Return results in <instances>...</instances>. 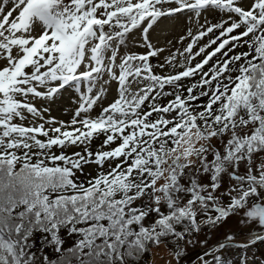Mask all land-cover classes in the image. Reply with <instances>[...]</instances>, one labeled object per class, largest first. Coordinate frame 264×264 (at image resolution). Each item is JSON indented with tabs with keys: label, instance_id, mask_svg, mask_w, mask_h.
Instances as JSON below:
<instances>
[{
	"label": "snow or ice",
	"instance_id": "6c2138e0",
	"mask_svg": "<svg viewBox=\"0 0 264 264\" xmlns=\"http://www.w3.org/2000/svg\"><path fill=\"white\" fill-rule=\"evenodd\" d=\"M256 3L248 11L264 16V0L259 8ZM27 4L0 0V19L19 22ZM87 16V0L84 7L74 0H54L46 12L38 10L25 25L26 35L33 33L29 46L47 39L33 60L47 68L63 67L61 60L74 63L82 51L91 49L89 56L98 51L93 44L115 25L109 21L89 28ZM77 18L78 26L73 23ZM58 22L69 26L58 31ZM184 39L191 43L187 34L180 42ZM65 41L67 51L62 50ZM249 48L227 58L236 61L235 69L228 62L219 78L211 72L204 77L214 85L212 91L201 85L207 103L200 105L197 127L204 131L211 125V134L205 135L219 144L201 149L195 168L173 165L179 175L173 172L170 185L159 193L158 157L165 145L175 147L192 123L178 126L175 118L167 119L173 100L161 105L160 116L139 137L140 145L129 140L123 151L118 150L127 129L119 136L101 132L103 140L95 148L92 133L83 144L57 140L30 150L18 147L15 132L0 123V264H144L161 244L171 252L169 264H264V47ZM32 71L33 65H27L24 75ZM78 84L70 81L63 88ZM108 114L102 110L100 118ZM143 115L150 119L153 112ZM7 116L0 112V121ZM69 147L80 150L68 152ZM91 166L96 171L87 175Z\"/></svg>",
	"mask_w": 264,
	"mask_h": 264
},
{
	"label": "rangeland",
	"instance_id": "374dc122",
	"mask_svg": "<svg viewBox=\"0 0 264 264\" xmlns=\"http://www.w3.org/2000/svg\"><path fill=\"white\" fill-rule=\"evenodd\" d=\"M103 1L108 3L113 0ZM166 1L164 3L167 4H160L159 8L176 9V14H165L158 19L148 18L121 37L114 35L113 31L108 32L100 43L93 46L98 51L92 52L91 56L88 54L91 49L82 51L74 63L61 60L63 67L57 65L47 68L38 60L37 65L40 68L33 63L31 75L25 76L23 73L20 76L23 79L19 80L12 76L16 75L26 62L33 59L34 53L43 47L47 39L41 37L29 46L33 33L26 35L25 25L38 10L46 12L51 8L54 0H28V4L20 10L19 22L9 23L7 17L0 19V93L3 94L0 96V112L5 100L3 91L7 89L15 93V100L21 105V109L11 119L0 123L4 124L9 133L15 132L12 137L14 143L18 147L33 149L39 144L43 132L50 133L70 121L100 119L102 110L106 111L113 101L120 97H123L122 103L126 107L136 103L151 76L144 73L128 76V80L124 77L125 82L122 85L119 81L122 66L124 67L125 60L130 55L155 52L157 64L161 69H169L171 66L179 69L192 58L212 49L210 43L215 44L214 39H221L220 26L228 27L232 38H235L233 31H238L241 35L237 41L230 42L226 47L228 51L231 48L238 50L252 38L253 32L248 35L251 29L248 9L253 6V0H201V8L191 9H177V1ZM88 2L92 3L94 0H87ZM261 2L262 0H257L254 6ZM16 7L19 8V4H16ZM37 21H44V17L37 16ZM212 25L214 28L210 27ZM57 29L61 30L59 22ZM256 29L258 32H264V20L261 24H256ZM109 33L111 35H108ZM185 34L191 38V43L189 39L180 42ZM62 50L67 51V41L62 45ZM167 62H172L173 65ZM61 80L63 83H59ZM77 80L78 85L63 88V84ZM204 86L210 85L207 83ZM73 88L76 90L73 91ZM209 131V128L204 131L196 128L181 142V159L187 160V165L192 168L199 164L201 149L219 144L218 139H209L205 135V132L211 134L212 129ZM170 172V168L165 169L155 181L157 193L161 187L170 185ZM191 173L192 169H189L188 175ZM170 260L171 252L165 244H161L159 249H151L150 257L145 258L144 264H169Z\"/></svg>",
	"mask_w": 264,
	"mask_h": 264
},
{
	"label": "trees",
	"instance_id": "16d2710c",
	"mask_svg": "<svg viewBox=\"0 0 264 264\" xmlns=\"http://www.w3.org/2000/svg\"><path fill=\"white\" fill-rule=\"evenodd\" d=\"M99 1H101V3H87L88 16L84 18L87 19L88 17H91L88 19L89 28L93 24L108 25L109 21H113L115 27H107L102 39L108 32L112 31L114 35L121 37L130 29L137 27L147 18L151 16L159 17L161 14L168 13L171 10L164 9L162 7L159 8L160 4H163L166 0H113L108 3L103 0ZM175 1L178 2L179 7H188L190 4L200 6L202 3L201 0L198 2L195 0H169L166 2ZM74 3L79 5V7H84L85 0H74ZM260 6L261 4L258 3L255 7L259 8ZM248 13L250 17L249 23H251L249 33L253 32V34L252 38L248 41L249 43L247 42V45L240 47L238 50L234 48H231L230 51L226 50V47L230 44V42L237 41L241 35L238 31H233L235 38H232L229 28H223L220 26L219 28L222 31L220 34L221 39H214V42L216 43H210V45H212V49L207 51L205 54L201 53L197 55L183 68L178 69L171 66L169 69H161L157 64L156 58L151 55L131 57L125 62L122 70L123 77H125L126 80L129 73L134 75L149 73L151 76L150 82L145 87L136 103L130 107H126V105L122 103L123 97H120L116 102L110 105L106 111L109 114L103 118L96 119L91 122L70 121L50 133L47 131L43 132L38 141L39 144L30 150H36L44 143H47L48 145L55 144L57 140L61 143L66 141H80V143L83 144L87 142L89 134L92 133H95L97 138L90 146L95 148V146L103 140V136L100 134L101 132L104 134L112 133L119 136V134L121 132H125L126 129L128 130L125 132L127 140L118 151H123L129 140L135 141L136 146H139L141 143L139 137L145 135V129L149 124H151V121L156 120L157 117L160 116L159 110L161 105L166 104L169 100H173V104L167 109V119L171 120L175 118L178 122V126L179 124H183L185 121H192V123L187 125L188 131L182 134L175 147H169L168 145L164 146L163 152H161L158 157L161 170L158 175L155 173L154 175L156 181L167 168H170L171 170L169 174L170 176L173 175V172L179 175L180 169H174L173 165H187V160L181 159V142L188 133L198 128L197 122L200 120L199 113L201 112L200 105L207 103V97L204 95L201 85L209 83L210 86L207 87L209 91H212L214 87V85L205 80L204 77L211 72L214 77L219 78L221 72L228 70V62L231 63L232 69H235L236 61L234 59L227 61V58L236 57L240 53H248L250 51L249 45H252V48L257 46L264 47V32L261 33L255 31L257 30L256 24H261L264 20V16H259L258 13L257 15H253L250 11H248ZM244 14L240 15L243 16ZM257 16H259L258 19ZM97 17H99V19H97ZM245 17L246 15H244V18ZM78 21L79 18L74 20L73 23L78 26ZM68 26L69 25L66 23H60L62 30ZM213 26L214 25L210 27ZM117 28H119V31L116 30ZM87 30L88 28L85 29V31ZM217 37L218 36H216V38ZM208 61H211V63H208ZM220 61H226L223 67L218 66V62ZM33 63L34 65L37 64L38 60L34 61L31 59L26 62L25 65H33ZM167 64L173 65L172 62H167ZM214 65H217V67H213ZM230 74L234 75L235 73L230 72ZM217 82H219V80H217ZM3 93L5 95V101L1 112L8 113V116L5 120H3V122H5L14 116L16 113L15 111H18L21 108V105L17 100H15V94L13 95V92L10 89L3 91ZM168 93H171V95H168ZM173 108L179 109L180 113H183L184 115L181 116L174 114L172 111ZM150 110L153 112V115L150 119H148L143 114L149 112ZM145 120H148V124L145 123ZM73 125L75 127H73ZM152 127H156V125H152ZM208 128L211 131V125H209ZM156 130L159 132V128ZM45 138L47 139L45 140ZM150 140L151 137H149V141ZM148 147L151 148V143L148 144ZM74 150L80 149L79 147L75 149L69 147L67 149L68 152H72ZM56 151H59V149H56ZM153 153H155V149H153ZM85 171L87 175H91L95 173L96 168L95 166H91L86 168ZM149 257L150 253L146 256V258Z\"/></svg>",
	"mask_w": 264,
	"mask_h": 264
}]
</instances>
